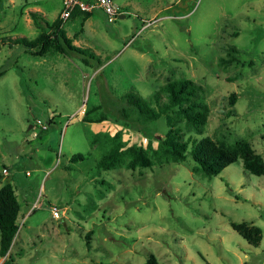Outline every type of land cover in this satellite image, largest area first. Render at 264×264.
<instances>
[{"label": "rangeland", "instance_id": "374dc122", "mask_svg": "<svg viewBox=\"0 0 264 264\" xmlns=\"http://www.w3.org/2000/svg\"><path fill=\"white\" fill-rule=\"evenodd\" d=\"M114 2L124 17L113 22L95 10L85 25L81 14L62 24L100 65L8 44L35 38L42 25L32 13L52 22L61 0L0 4V187L11 183L20 204L17 235L0 264H145L149 254L158 264H264V171L251 174L238 159L208 177L190 154L193 141L208 138L246 142L264 160V0ZM183 78L201 86L200 131L164 109L162 88ZM126 92L158 118L122 116ZM171 128L187 143L183 160L160 143ZM117 143L142 147L151 165L128 168L124 152L113 168H97ZM78 153L86 158L71 163ZM231 221L259 227L258 246Z\"/></svg>", "mask_w": 264, "mask_h": 264}, {"label": "trees", "instance_id": "16d2710c", "mask_svg": "<svg viewBox=\"0 0 264 264\" xmlns=\"http://www.w3.org/2000/svg\"><path fill=\"white\" fill-rule=\"evenodd\" d=\"M3 0H0V4ZM81 14L82 21L92 15V12H84L75 9L72 15ZM33 19L38 17L42 25V31L32 39L24 36L16 37L11 40L10 44H18L34 56H43L50 51H56L65 55L75 53L79 55L82 62L87 65L90 60H93L92 65H100V56L93 53V51L78 47L72 44V39L67 36L65 29L62 27L63 20L56 17L52 22L45 20L42 16L32 13ZM5 39V38H4ZM3 39V40H4ZM8 40V39H6ZM3 72L0 71V76ZM167 95V104L165 110H174L185 120L187 126H191L195 130H201L205 123L206 105L198 99V93L201 91V86L194 83L190 79L172 80L165 84L162 88ZM129 104V109L122 108V116L127 117V112L136 113L138 121L155 120L159 116V111L151 107L144 99L133 92H126L123 96ZM232 101L235 99L232 96ZM157 99V97H156ZM86 120L85 118L82 119ZM101 121V120H96ZM264 138V136L262 137ZM160 143L165 154L174 160H183L186 157L187 143L180 140L179 133L176 129L171 128L167 131L164 137H159ZM124 152L129 155L130 159L127 163L128 168L134 169L137 166H150L146 151L139 146L131 145L123 150L118 143L105 151L97 161V168L109 170L113 168L119 161H121ZM190 154L197 165V169L204 175L210 177L218 175L229 164L236 162L238 159L242 160L243 168L254 175H261L264 171V160L262 156L255 153L252 146L246 142L235 146H226L223 144H215L210 139L205 138L200 141H193ZM84 154H74L69 161L76 162L84 160ZM70 166L66 165V169ZM20 210V204L17 195L11 183H4L0 187V256L4 257L9 249L12 247L14 239L18 231L17 217ZM231 226L238 231L239 234L252 246H258L262 233L257 226H247L245 221L236 222L231 221ZM89 236H87V246H90ZM2 264H13L10 259L4 261ZM145 264H158L154 255L149 254Z\"/></svg>", "mask_w": 264, "mask_h": 264}, {"label": "built area", "instance_id": "2783aa9c", "mask_svg": "<svg viewBox=\"0 0 264 264\" xmlns=\"http://www.w3.org/2000/svg\"><path fill=\"white\" fill-rule=\"evenodd\" d=\"M75 9L84 12L100 10L106 16L108 22H113L122 15L119 6L114 0H61L59 18L66 21L71 17ZM43 128L46 129V125H43ZM2 172L3 174L7 173L6 167H4ZM51 213L53 217L57 218L61 214V211L56 205H52Z\"/></svg>", "mask_w": 264, "mask_h": 264}, {"label": "crops", "instance_id": "0c3cea01", "mask_svg": "<svg viewBox=\"0 0 264 264\" xmlns=\"http://www.w3.org/2000/svg\"><path fill=\"white\" fill-rule=\"evenodd\" d=\"M61 9V8H60ZM99 11V10H98ZM94 12V11H93ZM93 12H92V15H93ZM92 15L90 16V17H88L85 21H84V25H85V23H87V20L89 19V18H91L92 17ZM124 15V14H123ZM72 16V15H71ZM122 17V16H121ZM124 17V16H123ZM84 29V28H83ZM67 34V33H66ZM76 39H75V37H73V39H72V44H74V45H76L75 43H76V41H75Z\"/></svg>", "mask_w": 264, "mask_h": 264}, {"label": "water", "instance_id": "95a60500", "mask_svg": "<svg viewBox=\"0 0 264 264\" xmlns=\"http://www.w3.org/2000/svg\"><path fill=\"white\" fill-rule=\"evenodd\" d=\"M121 16L123 17L124 15L122 14Z\"/></svg>", "mask_w": 264, "mask_h": 264}]
</instances>
